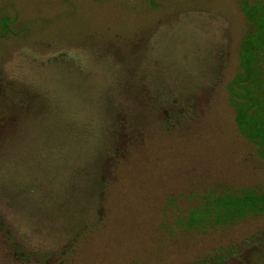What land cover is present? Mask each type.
Masks as SVG:
<instances>
[{"label": "rangeland", "instance_id": "374dc122", "mask_svg": "<svg viewBox=\"0 0 264 264\" xmlns=\"http://www.w3.org/2000/svg\"><path fill=\"white\" fill-rule=\"evenodd\" d=\"M0 264H264V0H0Z\"/></svg>", "mask_w": 264, "mask_h": 264}, {"label": "trees", "instance_id": "16d2710c", "mask_svg": "<svg viewBox=\"0 0 264 264\" xmlns=\"http://www.w3.org/2000/svg\"><path fill=\"white\" fill-rule=\"evenodd\" d=\"M237 119V115L235 114V120Z\"/></svg>", "mask_w": 264, "mask_h": 264}]
</instances>
